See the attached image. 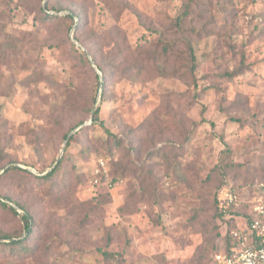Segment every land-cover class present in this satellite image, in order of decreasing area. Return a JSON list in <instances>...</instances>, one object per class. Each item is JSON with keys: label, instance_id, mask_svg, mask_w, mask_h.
<instances>
[{"label": "rangeland", "instance_id": "1", "mask_svg": "<svg viewBox=\"0 0 264 264\" xmlns=\"http://www.w3.org/2000/svg\"><path fill=\"white\" fill-rule=\"evenodd\" d=\"M47 4L64 10L44 20ZM76 49L105 63L103 101ZM0 154V175L63 160L51 181L0 179L34 230L32 255L0 247V264H208L226 231L220 166L246 202L264 181V0H0ZM18 212L0 207L1 232L24 233Z\"/></svg>", "mask_w": 264, "mask_h": 264}, {"label": "built area", "instance_id": "2", "mask_svg": "<svg viewBox=\"0 0 264 264\" xmlns=\"http://www.w3.org/2000/svg\"><path fill=\"white\" fill-rule=\"evenodd\" d=\"M108 165L104 157L97 160L93 167L92 185L99 186L103 179L109 180ZM218 204L226 219H237L231 228L226 224L229 244L223 240L208 264H264V183L255 187L249 202L241 199L232 186H225L218 194ZM244 205H249L247 215L231 214L234 207L241 211L246 207Z\"/></svg>", "mask_w": 264, "mask_h": 264}, {"label": "trees", "instance_id": "3", "mask_svg": "<svg viewBox=\"0 0 264 264\" xmlns=\"http://www.w3.org/2000/svg\"><path fill=\"white\" fill-rule=\"evenodd\" d=\"M43 1H45V0H43ZM44 9L45 10L47 9V11H44V12L42 11L44 13L43 16H42L44 20L58 18V16L53 15L50 11L60 12V11L64 10V8L61 7V6L52 7L49 4L45 5ZM190 9H191V4L187 3L185 5V11L178 17V21H179L178 23L179 24L181 22H183V19H186L188 14H190V12H191ZM75 18H78L79 20L82 19L80 14H75L73 11H70V13L65 16V19H70V20H72V22H74ZM75 40L77 42L81 43V41L78 39V37H75ZM76 52L80 53V56L82 57V60L88 65H90L92 63V60L89 58L90 56H92L93 63H95L98 71L102 72L104 78L101 79L99 74H95V76H96V80H97V82H96V90L99 92L100 89H103V94L101 96V98H102L101 101H103V99H104V90H106V88L108 86L107 85V79H106L107 70H106V67H105V63L99 61L100 57H101L99 54H97L99 52H97V53L95 52L94 54H92V52H90V51L87 52V53H83V52H79L77 49H76ZM121 57H123V55ZM191 60H192V68L194 69L195 66H196V57H195L194 52H192V54H191ZM135 68L138 69L137 71H140V73L143 72V70H144V68L142 67V64L140 63V61H137L135 63ZM99 113H100V108L98 107L94 111V115H93V118H92L94 123L97 122L98 117H99ZM85 123H86L85 121H80L79 123H77L73 127V129L71 131L76 130L77 128H79V131H81V130L83 131L86 128V126H87ZM69 135L67 134V136H69ZM71 138L74 139L75 136H73V137L71 136ZM70 142H71L70 140H67V145H66L67 148L70 146ZM225 153L229 154L230 152L228 150H226ZM0 156H1V154H0ZM62 164H63V160H60L58 165L53 170L49 171L48 173H46V174H44L42 176L34 175L31 171H28V170L20 168V167H18L16 165H13V166H10L6 170L3 171V174L0 175V179L3 178V177L8 178V176H12V174H15V173L26 172V173H28L30 175H33L34 177L38 178L40 181L47 182V181H51L60 172ZM220 168L223 169L222 172H224L225 174H224L223 182L219 186L218 189H222L223 187H225L228 184H230L229 180H227L228 171L230 170V167L227 166V165H224L223 167L220 166ZM112 171H111V174H112ZM226 174H227V176H225ZM113 181H115V179H113ZM262 183H264L263 180L259 181L258 185L262 184ZM218 192H219V190H218ZM6 200L9 201V203H6L5 202ZM11 204H15V205H11ZM214 204H215V208H216V216H217V218H219L221 220V222H224L227 225H228V223L229 224L232 223L234 218L231 217L230 219H226L224 217V212L219 209L217 194L215 195V198H214ZM0 207H4V208L8 209L15 216H19L20 215L19 212H18V209H21V210L25 211V214L22 216V219H24V221H25V226H24L25 231H24V233L22 235H19V236H14V235H11L9 233H4V232L0 231V247H3L5 249L10 250L12 255L15 256L17 259L18 258L30 257L32 255V253H33V245H31V243H30L31 241L30 240L32 238H34V230L32 228V216L28 212H26L28 210H27V208L24 205L14 202L8 196L0 197ZM246 211L247 210H245V211L242 210V211H239L236 214H234L235 212H231V214H234V215H237V214H239V215H247ZM222 239L225 240V242L227 244H229L228 237H227V235L225 233L223 234ZM218 249L219 248H215L214 252L212 253V256Z\"/></svg>", "mask_w": 264, "mask_h": 264}, {"label": "water", "instance_id": "4", "mask_svg": "<svg viewBox=\"0 0 264 264\" xmlns=\"http://www.w3.org/2000/svg\"><path fill=\"white\" fill-rule=\"evenodd\" d=\"M93 66H95L96 67V65L93 63ZM101 79H102V77H101ZM101 97V96H100ZM79 128H77L73 133H71L69 136H68V138H70L77 130H78ZM66 144H67V141L65 142V144H64V147L66 146ZM63 152H64V149L62 150V154H63ZM62 154L57 158V160H56V162H55V164L52 166V168L50 169V170H48L46 173H48L49 171H51V170H53L57 165H58V163L60 162V160H61V157H62Z\"/></svg>", "mask_w": 264, "mask_h": 264}]
</instances>
